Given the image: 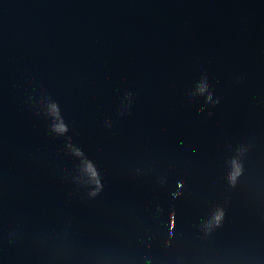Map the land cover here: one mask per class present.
Returning <instances> with one entry per match:
<instances>
[{
	"label": "water",
	"instance_id": "95a60500",
	"mask_svg": "<svg viewBox=\"0 0 264 264\" xmlns=\"http://www.w3.org/2000/svg\"><path fill=\"white\" fill-rule=\"evenodd\" d=\"M0 264H264V0H0Z\"/></svg>",
	"mask_w": 264,
	"mask_h": 264
}]
</instances>
